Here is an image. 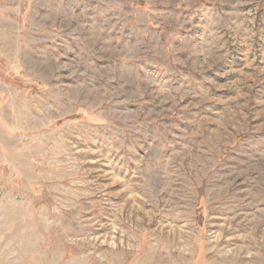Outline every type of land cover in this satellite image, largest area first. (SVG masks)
Segmentation results:
<instances>
[{
    "label": "rangeland",
    "instance_id": "rangeland-1",
    "mask_svg": "<svg viewBox=\"0 0 264 264\" xmlns=\"http://www.w3.org/2000/svg\"><path fill=\"white\" fill-rule=\"evenodd\" d=\"M0 264H264V0H0Z\"/></svg>",
    "mask_w": 264,
    "mask_h": 264
}]
</instances>
